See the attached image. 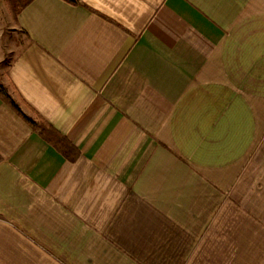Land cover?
Segmentation results:
<instances>
[{
    "label": "crops",
    "instance_id": "crops-1",
    "mask_svg": "<svg viewBox=\"0 0 264 264\" xmlns=\"http://www.w3.org/2000/svg\"><path fill=\"white\" fill-rule=\"evenodd\" d=\"M14 22L5 84L74 149L0 97V264H264V0H32Z\"/></svg>",
    "mask_w": 264,
    "mask_h": 264
},
{
    "label": "trees",
    "instance_id": "trees-1",
    "mask_svg": "<svg viewBox=\"0 0 264 264\" xmlns=\"http://www.w3.org/2000/svg\"><path fill=\"white\" fill-rule=\"evenodd\" d=\"M11 11L14 18L21 10L32 0H10ZM73 4H79L81 0H66ZM8 77V74H7ZM12 86V84H11ZM0 97L10 105L26 122H28L35 130H37L46 140L55 145L58 149L66 152L74 149V146L68 139L58 132L54 127L49 125L34 109H32L22 99L20 94L15 90L11 93L5 83L0 81ZM27 109L28 112L25 110Z\"/></svg>",
    "mask_w": 264,
    "mask_h": 264
},
{
    "label": "rangeland",
    "instance_id": "rangeland-1",
    "mask_svg": "<svg viewBox=\"0 0 264 264\" xmlns=\"http://www.w3.org/2000/svg\"><path fill=\"white\" fill-rule=\"evenodd\" d=\"M11 11L10 0H0V81L8 82L7 70L23 41Z\"/></svg>",
    "mask_w": 264,
    "mask_h": 264
}]
</instances>
